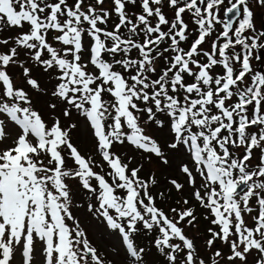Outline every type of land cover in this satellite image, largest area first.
<instances>
[{
  "label": "snow or ice",
  "instance_id": "1",
  "mask_svg": "<svg viewBox=\"0 0 264 264\" xmlns=\"http://www.w3.org/2000/svg\"><path fill=\"white\" fill-rule=\"evenodd\" d=\"M259 10L264 0H0V264H34L37 240L42 264H104L71 210L70 182L128 264H143L138 234L164 264H264ZM74 113L103 164L72 142L79 122L63 121ZM165 128L159 143L151 133ZM126 143L164 165L188 154L179 171L206 212L209 262L182 226L198 222L190 200L165 211L155 175L113 150Z\"/></svg>",
  "mask_w": 264,
  "mask_h": 264
},
{
  "label": "rangeland",
  "instance_id": "2",
  "mask_svg": "<svg viewBox=\"0 0 264 264\" xmlns=\"http://www.w3.org/2000/svg\"><path fill=\"white\" fill-rule=\"evenodd\" d=\"M260 22H264V11L261 13V11L256 12V26L258 29H261V24ZM260 54L261 51L259 50ZM262 55V54H261ZM251 63L254 65V69L256 71H259L261 73H264V61H258L255 58L252 59ZM40 94H37V97L39 98ZM35 103L37 106L43 110V115L46 120H50L51 117L48 115V111L44 107V100H39L36 101ZM58 114V113H57ZM79 122L78 123V128L74 129L71 133L72 136V142L78 147V149L81 151L82 154L84 155H91L93 159L98 162L99 164H103L102 158L97 154L95 151V143L93 142L92 135L90 133V128L87 126L83 121V117H79L78 113H74L73 119L72 120H67L64 119V123H72V122ZM11 131V129H10ZM154 138L159 141H166L168 139L169 133L167 130L164 132L154 130L152 133ZM162 139V140H160ZM117 154L121 155V157L127 161V159L131 156H129V145L126 143L125 145H115L114 149ZM133 159V158H132ZM188 162V154L185 152L184 154H181L180 157H176L175 159L169 158V165H171L174 170H172V174H167L169 179L175 178L177 179L180 183H185V177L182 176V174L179 171V167L181 164ZM135 164L138 165H143L144 172L143 177L147 178L149 175H155L159 177H163L161 174V169L162 167L156 163L154 159H150V157L146 158L145 156L138 158L137 160H133L132 167L135 166ZM106 166V164H104ZM107 167V166H106ZM170 168L167 167L164 169L165 171L169 170ZM96 171H100V168H96ZM170 173V172H169ZM164 178V177H163ZM168 179V180H169ZM168 180H161L160 178L158 179L159 181V186L153 188V193L157 194L158 191L164 190L163 188L171 189L172 187L170 184L167 183ZM73 185V206H72V212L76 219L79 221L80 228L83 230L90 241L91 245L94 246L97 249V252L99 254L103 255L106 257L108 261L111 262V264H128V261L125 260V248L122 246V239L116 235L111 229H104L103 226L98 225L101 224L100 222L96 223V220L98 219L97 217L99 216H93L91 213L87 211L86 205L89 203L87 200V196L84 192L79 191L76 188L75 182H70ZM160 192H165L166 193V198L163 200H158L159 205L162 208H167L170 205H177L176 200L177 198H188L190 200V205L196 210H198L201 214L205 213V210L200 208L198 206V202H196L194 199H192L190 192L191 189L188 187V185L185 183V189L183 193H169L168 191H160ZM202 211V212H200ZM196 215V216H199ZM200 217V216H199ZM198 217V218H199ZM95 219V220H94ZM99 221V219H98ZM71 223V222H69ZM185 227L186 234L194 239L195 245L198 246L199 249H204V255H212L211 250L206 249L205 247V241H201L202 237L199 235H202V230L198 227L196 224L195 227H189L184 223L182 225ZM209 227V226H208ZM42 242L37 240L35 242V247H36V254L34 256V264H42V253L40 252V246ZM222 248H224L223 244H220ZM210 260V258H209ZM250 262L254 264V261L250 259Z\"/></svg>",
  "mask_w": 264,
  "mask_h": 264
},
{
  "label": "trees",
  "instance_id": "3",
  "mask_svg": "<svg viewBox=\"0 0 264 264\" xmlns=\"http://www.w3.org/2000/svg\"><path fill=\"white\" fill-rule=\"evenodd\" d=\"M42 79H43V81H44V83L45 84H48V83H50L47 79H45V78H43L42 77ZM35 100L36 101H39V100H42V99H40V98H38L37 96H36V98H35ZM90 128V127H89ZM165 130H167L166 128L165 129H157V131H161V132H164ZM167 132H168V130H167ZM90 133H91V130H90ZM92 135V134H91ZM92 137V139H93V142L95 143V140H94V138H93V136H91ZM156 139V138H155ZM157 140V139H156ZM160 140H162V139H160ZM159 143H164L165 141H159V139L157 140ZM129 156L131 157V158H133V160L135 161V160H137L138 158H140V157H143V156H145L146 158H148V157H150V159H154L155 161H156V163H158L161 167H162V169H161V172H162V176L164 177H159V176H155L156 178H157V180L160 178L161 180H168L169 179V177L167 176V174H172V170H174V168L171 166V165H169V164H167V165H164V164H162L160 161H159V159L157 158V157H155L153 154H150V153H145V152H143V150H137V149H134L131 145H129ZM181 154H184V156H185V152L184 151H179V152H177L175 155H173V156H170L169 158H172V159H175L176 157H180V155ZM98 163V162H97ZM185 163H188V164H190L191 163V161L188 159V162H185ZM135 166H137L136 164H135ZM139 166V165H138ZM130 167H132V166H130ZM167 167H169L170 169L169 170H167V171H165L164 169H166ZM108 169H107V167L106 166H104V171H107ZM101 171V170H100ZM142 172H144V169H142L141 170ZM170 172V173H169ZM140 175L143 177V173H140ZM148 176H149V174H147ZM183 176V175H182ZM171 186V185H170ZM172 187V186H171ZM165 191H168V194L169 193H174L175 194V189H173V188H171V191H169L170 189H167L166 187L165 188H163ZM164 190H160V191H164ZM160 191H158V193L160 192ZM183 198H177V199H175L176 201L177 200H182ZM189 206H191V205H189ZM171 207H180V205H170L169 207H168V209H170ZM192 207V206H191ZM167 208H164V210L165 211H167L168 210ZM199 211L198 210H196L195 211V215H199L200 213H198ZM200 212H202V211H200ZM206 215V212L204 213V214H201V215H199V216H197V218H198V222H197V225H198V227L202 230V235L203 236H201V235H199L200 237H202V240L201 241H205L206 240V238H207V236H208V234H207V232H206V229L208 228V226H210L209 224H208V222L204 219V216ZM98 219H99V221H98V219L96 220V223H98V222H100L101 224H99L98 223V225H100V226H103V228L104 229H109L108 227H107V225H106V221H104L103 220V218L102 217H97ZM95 220V219H94ZM184 224V223H183ZM182 224V225H183ZM116 234V233H115ZM117 235V234H116ZM136 244L138 245V246H140V247H144L145 248V253L143 254V264H164V261H163V257H161L160 256V254L158 253V251L154 248V246H153V242H152V239H151V235L150 234H144V235H137V238H136ZM220 246V248H221V250H225V247L226 246H224V248H222L221 247V245H219ZM196 247L198 248V246L196 245ZM198 250H199V255H200V258H203V259H205L206 260V262H209V258L211 257V255H204V249H199L198 248ZM98 255H100V257H101V259L104 261V264H111V262L110 261H108L107 259H106V257L105 256H103V255H101V254H99V252H98ZM250 264H253L252 262H250Z\"/></svg>",
  "mask_w": 264,
  "mask_h": 264
},
{
  "label": "flooded vegetation",
  "instance_id": "4",
  "mask_svg": "<svg viewBox=\"0 0 264 264\" xmlns=\"http://www.w3.org/2000/svg\"><path fill=\"white\" fill-rule=\"evenodd\" d=\"M261 11V13H263V11L264 10H260ZM221 15H222V13H221ZM260 24H261V29H264V22H260ZM260 51H261V54H262V56H264V49H260Z\"/></svg>",
  "mask_w": 264,
  "mask_h": 264
}]
</instances>
